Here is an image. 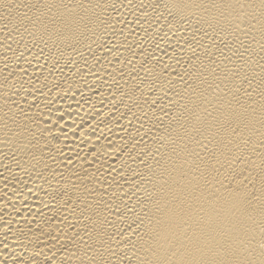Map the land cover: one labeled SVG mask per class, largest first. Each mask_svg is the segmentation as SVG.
<instances>
[{
	"label": "bare ground",
	"instance_id": "obj_1",
	"mask_svg": "<svg viewBox=\"0 0 264 264\" xmlns=\"http://www.w3.org/2000/svg\"><path fill=\"white\" fill-rule=\"evenodd\" d=\"M0 264H264V0H0Z\"/></svg>",
	"mask_w": 264,
	"mask_h": 264
}]
</instances>
